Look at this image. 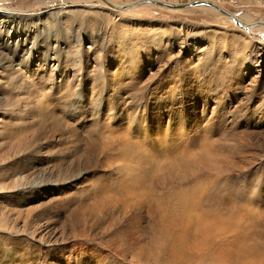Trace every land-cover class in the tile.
Listing matches in <instances>:
<instances>
[{
	"label": "rangeland",
	"instance_id": "374dc122",
	"mask_svg": "<svg viewBox=\"0 0 264 264\" xmlns=\"http://www.w3.org/2000/svg\"><path fill=\"white\" fill-rule=\"evenodd\" d=\"M212 1L0 0V264H264V0Z\"/></svg>",
	"mask_w": 264,
	"mask_h": 264
},
{
	"label": "water",
	"instance_id": "95a60500",
	"mask_svg": "<svg viewBox=\"0 0 264 264\" xmlns=\"http://www.w3.org/2000/svg\"><path fill=\"white\" fill-rule=\"evenodd\" d=\"M140 3H155V4H158V5H162V6H166V7H170V8H184V7L194 6V5L206 4V5H209V6H212V7H215L217 9H219L221 12H223L224 14H226L228 16H231L232 19L234 20V22L238 26L245 27V26H243V24L239 21V19L234 14L230 13L225 8H222L220 5H218L217 3L213 2V1H210V0H193L191 2L181 3V4L170 3V2H166V1H162V0H136L134 2V4H125V5H121L119 7H120V9H124V8L129 7V6H134V5L140 4ZM108 4L110 6H114L110 2H108Z\"/></svg>",
	"mask_w": 264,
	"mask_h": 264
},
{
	"label": "bare ground",
	"instance_id": "6f19581e",
	"mask_svg": "<svg viewBox=\"0 0 264 264\" xmlns=\"http://www.w3.org/2000/svg\"><path fill=\"white\" fill-rule=\"evenodd\" d=\"M103 3H105L106 5H108L109 6V4H108V2H110L109 0H101ZM107 1V2H106ZM210 1H212V0H210ZM135 2V1H134ZM134 2H130L129 4H134ZM213 2H215V1H213ZM111 4H113L114 6H110L111 8H113V9H116V10H120V7L119 6H121L122 4H115V3H112V2H110ZM215 3H217V2H215ZM153 4H155V3H153ZM218 5H220L219 3H217ZM137 5V4H136ZM158 5V4H157ZM67 6V5H66ZM203 6H206V7H210V8H214L215 9V7H212V6H209V5H206V4H203ZM221 6V5H220ZM222 8H224L223 6H221ZM217 9V8H216ZM226 9V8H225ZM217 10H219V9H217ZM227 10V9H226ZM220 11V10H219ZM229 11V10H228ZM221 12V11H220ZM230 13H232V14H234L233 12H231V11H229ZM13 13H16L15 11L13 12ZM13 13H11V14H13ZM221 13H223V12H221ZM224 14V13H223ZM224 15H226V14H224ZM238 19H239V21L243 24V26H245V27H243V28H246V29H248V31L249 30H251V28L255 25L254 23H247V21L245 20V18L244 17H242V16H239V15H236V14H234ZM226 16H228V15H226ZM230 19H232V17L231 16H228ZM233 20V19H232ZM234 21V20H233ZM261 23H264V21H261ZM262 26V28H264V25H261ZM241 27V26H240ZM137 117V116H136ZM34 184V183H33ZM35 185H38L37 183L36 184H34L33 186H35ZM32 186V187H33ZM203 218V217H202ZM205 219V218H204ZM206 220V219H205ZM205 222L206 221H203L202 223H204L203 224V226L205 227ZM202 226V225H201ZM202 226V227H203Z\"/></svg>",
	"mask_w": 264,
	"mask_h": 264
},
{
	"label": "built area",
	"instance_id": "2783aa9c",
	"mask_svg": "<svg viewBox=\"0 0 264 264\" xmlns=\"http://www.w3.org/2000/svg\"><path fill=\"white\" fill-rule=\"evenodd\" d=\"M61 1H63V0H61ZM62 4V3H61Z\"/></svg>",
	"mask_w": 264,
	"mask_h": 264
}]
</instances>
